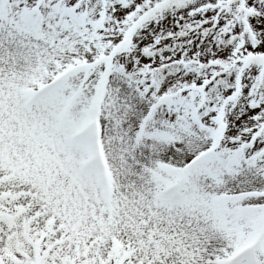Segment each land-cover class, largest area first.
<instances>
[{
  "label": "snow or ice",
  "instance_id": "1",
  "mask_svg": "<svg viewBox=\"0 0 264 264\" xmlns=\"http://www.w3.org/2000/svg\"><path fill=\"white\" fill-rule=\"evenodd\" d=\"M0 264H264V0H0Z\"/></svg>",
  "mask_w": 264,
  "mask_h": 264
}]
</instances>
